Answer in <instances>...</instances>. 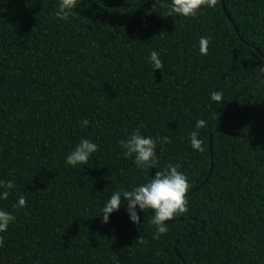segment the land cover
<instances>
[{
  "label": "trees",
  "instance_id": "obj_1",
  "mask_svg": "<svg viewBox=\"0 0 264 264\" xmlns=\"http://www.w3.org/2000/svg\"><path fill=\"white\" fill-rule=\"evenodd\" d=\"M168 2L81 0L60 21L58 0H0V179L15 181L0 208L27 201L0 264H264V0H218L197 18L167 16ZM199 119L204 152L190 145ZM135 129L157 140L156 169L123 157ZM82 138L99 149L69 167ZM169 162L190 187L167 234L153 238L151 210L102 222L113 191Z\"/></svg>",
  "mask_w": 264,
  "mask_h": 264
},
{
  "label": "clouds",
  "instance_id": "obj_2",
  "mask_svg": "<svg viewBox=\"0 0 264 264\" xmlns=\"http://www.w3.org/2000/svg\"><path fill=\"white\" fill-rule=\"evenodd\" d=\"M218 0H169L165 5L167 16H181L185 18H197L204 9H215ZM81 5V0H58L55 16L60 21H69L74 11ZM209 38L202 36L199 40L200 53L206 55L208 52ZM148 62L154 70H163L164 64L157 50L150 53ZM264 76V66L259 67ZM211 100L222 104L224 102L223 91H212ZM82 127L90 124L89 120H83ZM207 127V121L199 119L196 121L195 130L190 134V145L192 149L204 152V141L199 138L201 129ZM161 144L171 143L168 137H164ZM124 158H133L138 170L147 171L156 169L159 165L157 140L151 135L145 136L140 129H135L127 137L119 141ZM99 149V145L88 138H82L74 149L65 157V163L69 167L88 165L90 158ZM180 164L169 162L164 171H157L146 183L136 185L128 189H117L112 192L110 198L102 208V222L109 223L112 214L118 212L122 205L131 223H141L140 212L151 210L154 215L151 223L155 226L154 239H160L168 232L166 221L180 216L187 211L186 192L190 184L187 175L180 171ZM123 174V173H122ZM15 188L14 179H0V201H7ZM27 201L23 195L18 197L12 206V211L0 208V234L7 233L10 225L17 219L14 213L26 207ZM4 239L0 236V247L4 246Z\"/></svg>",
  "mask_w": 264,
  "mask_h": 264
},
{
  "label": "water",
  "instance_id": "obj_3",
  "mask_svg": "<svg viewBox=\"0 0 264 264\" xmlns=\"http://www.w3.org/2000/svg\"><path fill=\"white\" fill-rule=\"evenodd\" d=\"M224 9L226 10L225 6H224Z\"/></svg>",
  "mask_w": 264,
  "mask_h": 264
}]
</instances>
